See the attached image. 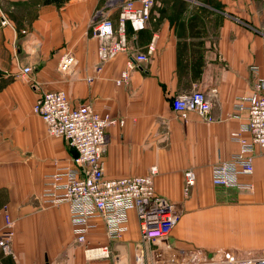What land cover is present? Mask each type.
<instances>
[{"label":"crops","instance_id":"0c3cea01","mask_svg":"<svg viewBox=\"0 0 264 264\" xmlns=\"http://www.w3.org/2000/svg\"><path fill=\"white\" fill-rule=\"evenodd\" d=\"M46 1L0 0V228L8 206L17 255L16 261L0 251V264H134L138 253L151 264L166 244L179 255L214 257L222 249L262 255L264 153L256 148L254 173L243 178L254 184L252 191L218 188L212 179L214 167L239 149L232 136L248 122V111L237 102L255 94L264 80V0H156L143 30L127 25L128 51L106 62L99 58L91 21L107 0ZM2 16L10 25L1 24ZM113 20L117 25L116 11ZM152 42L149 62L136 64L128 84L117 86L129 58ZM67 53L77 67L62 75L57 64ZM28 67L32 71L24 74ZM213 89L209 120L195 112L183 120L173 110L174 97ZM57 90L65 91L73 107L89 104L124 121L107 130V178L158 168L156 191L180 214L164 241L142 244L131 211L129 230L118 241H109L102 221H94L88 243L109 245L113 257L87 260L69 204L42 197L46 178L71 166L76 156L65 140L48 134L33 110L44 93ZM188 171L195 183L185 194Z\"/></svg>","mask_w":264,"mask_h":264},{"label":"built area","instance_id":"2783aa9c","mask_svg":"<svg viewBox=\"0 0 264 264\" xmlns=\"http://www.w3.org/2000/svg\"><path fill=\"white\" fill-rule=\"evenodd\" d=\"M156 0H107L104 6L93 15L91 24L93 36L100 40L98 55L106 62L128 51L126 39L127 25L134 31L143 30L151 19V11ZM118 12L115 25L113 12ZM1 24L10 25L2 16ZM155 52L152 42L145 53L131 56L128 68L116 81L124 86L130 80V69L136 64L149 62ZM77 67V59L72 53L64 54L57 64L62 75L71 74ZM32 71L25 68L24 74ZM102 67L97 69L101 72ZM92 81V79H89ZM256 93L241 97L237 108L248 111V122L233 134V140L239 149L229 160L220 162L213 170V185L223 189H241L252 191L254 184L243 178L254 173L256 148L264 153V80L259 79ZM217 93L194 91L191 94L176 96L172 100L173 110L183 119L195 112L204 120L211 118L213 99ZM34 113L42 118L50 136L61 138L75 150L72 165L59 168L46 178L42 197L51 204L68 203L74 234L77 242L85 246L87 260L110 259L113 257L109 245H90L87 237L96 228L94 221H102L105 235L109 241H118L129 230L130 212L134 211L141 232L142 244L164 241L169 231L179 220V211L175 204L159 195L155 188V179L159 174L156 167L142 176L107 178L105 176L103 153L107 145V130L124 121L110 115H101L91 105L73 107L63 90L44 93L34 105ZM248 136V138L246 137ZM195 183V174L186 173L185 194ZM4 224L0 228V251L4 256L17 261L14 251L16 237L15 221L11 218L8 206L3 207ZM151 264H264V253L251 256L231 249L218 250L214 257L201 252L176 254L166 244L153 253ZM134 264H146L142 253H138Z\"/></svg>","mask_w":264,"mask_h":264},{"label":"trees","instance_id":"16d2710c","mask_svg":"<svg viewBox=\"0 0 264 264\" xmlns=\"http://www.w3.org/2000/svg\"><path fill=\"white\" fill-rule=\"evenodd\" d=\"M65 1H67V0H47L46 2H47V3H50V2H51V3L56 2V3L58 4V3H63V2H65Z\"/></svg>","mask_w":264,"mask_h":264}]
</instances>
